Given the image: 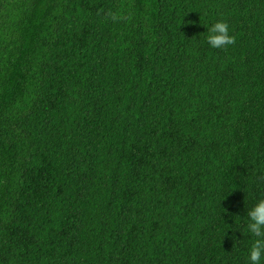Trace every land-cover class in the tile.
<instances>
[{
  "label": "trees",
  "instance_id": "16d2710c",
  "mask_svg": "<svg viewBox=\"0 0 264 264\" xmlns=\"http://www.w3.org/2000/svg\"><path fill=\"white\" fill-rule=\"evenodd\" d=\"M261 198L264 0H0V264H247Z\"/></svg>",
  "mask_w": 264,
  "mask_h": 264
},
{
  "label": "clouds",
  "instance_id": "9594fccd",
  "mask_svg": "<svg viewBox=\"0 0 264 264\" xmlns=\"http://www.w3.org/2000/svg\"><path fill=\"white\" fill-rule=\"evenodd\" d=\"M204 41L212 49H225L235 44L236 38L228 23L220 20L207 28ZM246 217V234L254 238L248 248L247 264H264V198L247 209Z\"/></svg>",
  "mask_w": 264,
  "mask_h": 264
}]
</instances>
